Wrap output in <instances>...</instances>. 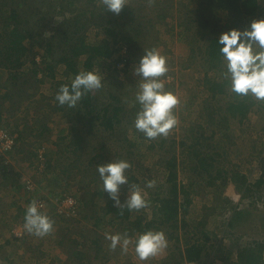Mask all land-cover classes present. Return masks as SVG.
<instances>
[{
    "label": "rangeland",
    "instance_id": "obj_1",
    "mask_svg": "<svg viewBox=\"0 0 264 264\" xmlns=\"http://www.w3.org/2000/svg\"><path fill=\"white\" fill-rule=\"evenodd\" d=\"M202 1L125 0L124 5L130 6V9L138 10L137 21L127 22L124 29L128 32L134 31V29L139 30L138 37L136 36L133 40L139 50L130 49L133 43L128 45L121 39L126 36L127 32L121 30L120 36L116 39L117 45L114 46L118 51L107 60L99 56L93 61L94 66L90 72H95L101 77L102 87L92 91L95 98L92 105L99 108L109 104L125 107L130 110L129 113L133 116L140 110L139 107L135 111L132 109L141 82L140 77L134 72L140 58L147 49L152 47L167 58L168 72L159 79L165 82L166 91L173 92L179 98V104L173 110L178 118V124L167 136L148 139L145 136L139 138L137 133H131L135 128L136 116L134 119H125L122 126L118 127L125 128L127 131L122 132L128 136L125 150H122V147L120 148L116 144L117 142H114L115 140L109 142L106 140L108 150L101 152L100 147L104 144L101 143V140L107 134L104 133V130L100 131L96 125L91 129L87 127L86 122L81 121V118L79 120L75 116L67 117L64 116L66 112H57L53 109L57 108V104L50 97L54 96L57 91L56 84L59 82L71 84L77 74L67 75V69L62 64L56 67L53 73L55 78H52L47 70V64L43 61V55L47 62L51 60L46 56L47 47L42 48L37 42L27 38L24 45L29 51L26 56H21L19 59L24 65L17 70L16 75L20 80L31 81L37 70V79L41 80V83L28 92L32 98L23 101L20 106L5 104L4 107H8L12 112L4 108V123L2 125L12 133L14 128L19 125L18 132H22L23 142L27 145L23 154L29 155V157L15 158L1 152L0 157L9 159V172L13 176L18 175L21 184L25 182V179H33L42 195L51 199L48 201L51 208L46 210L50 220L53 219L52 214H54L53 208L56 201L66 195H72L77 199L79 215L78 218L71 220L57 217L53 224V230L43 237L29 233L23 228L21 230L24 236L18 240L14 238L13 230L18 224L24 225L22 221H25V216L18 217L15 209L20 205L27 208L30 204L25 203L23 195L19 194L14 199L12 196L1 194L0 264H171L168 259L171 254L177 257L176 264L188 263V260V262L184 260L187 259L186 248L195 244L202 246V242L207 239L202 235V227L199 225L204 220L207 226L203 230L208 234L207 246L204 250V254L206 253L207 256L201 254L200 259L194 264H240L239 251L264 243V199L259 200L245 195L244 190L238 192L237 188L230 184L225 186V180L220 178L214 181L216 183L214 186H209L207 181L210 176L207 174L201 177L202 175L198 174L199 169L193 170L197 165L194 151H197L196 154L200 153L198 158L202 157V152L213 155L216 152H225V155L215 158L214 168L211 169L212 177H217V170H223L221 175L229 172V176L233 171L238 170L239 174L246 176L247 183H252V185L261 177L264 179V113L257 105H254L251 106L247 120L243 123H240L236 118L233 119L232 115L225 110L228 106L227 102H230L227 94H218L213 97L206 85V78L219 83L224 78L218 72L208 70V65L204 64L203 59L207 39L219 37L221 33L230 29L243 30L252 20L264 19V13L260 14V11H257L254 16L243 15L245 17L243 19V16L236 17L237 14L229 9L220 11L216 4L207 3L204 12L210 18V24L208 28H203L198 23ZM100 3L99 6H102L103 1ZM261 4L264 7V3ZM57 9L53 14H50V18L46 17L41 22L38 31L43 44L49 42L51 46H54V53H56L54 57L58 56L57 54L61 53V50L66 49L60 42L61 33L59 34L58 28H61V22L75 18L82 11V4L74 1L71 6L64 4ZM4 11H6V15L9 14V10L4 9ZM3 18L0 19V35L4 32L5 19ZM32 21L36 22L37 18L34 17ZM139 23H141V27H138ZM109 28L110 26L107 24L88 27L85 32L87 43L95 45L102 43L106 39ZM211 31L212 33H209ZM132 35L134 36L133 33ZM202 35H204L203 39ZM114 41L112 38L111 46ZM136 46L134 45V47ZM119 55L129 59V67L127 72L116 76V73H112L114 68L124 67V63L115 64ZM87 57L88 55H82L77 60L79 73L86 70L84 63ZM108 66H111L112 70H109ZM8 73V70L0 69V88L2 84L4 85ZM18 80L19 85L21 81ZM228 92H232L230 87ZM40 95L50 99L45 101ZM112 96L117 97L121 102L116 104ZM255 100L257 101L256 98ZM212 109L219 111L215 116V124H211L208 116ZM224 118H228V121L224 122ZM222 121L226 123L225 127L222 126ZM46 122L51 131L41 134V125ZM76 128L77 132L83 135V150L79 153L81 159L76 164L78 168L64 173L66 162L73 163L76 157L70 152L63 153L61 144L69 143L70 136ZM202 131L207 140L203 141L200 138ZM18 132L16 134L14 132V134L19 137ZM213 132L216 135L212 139ZM40 135L43 136L40 137ZM195 137L199 138L198 143ZM19 141L17 148L21 143ZM161 142H164L163 147L160 146ZM183 142H185L184 146H182ZM129 144L133 146L127 147ZM41 151H43V156H40ZM31 152H36L37 155L32 158ZM98 154L104 155L105 159L99 161L96 158L93 164L89 165L92 157ZM172 156H176L178 162V185L180 188L185 186L191 191L192 204L189 205L186 212L183 210L180 212L177 229H171L168 233L162 228L168 241V247L147 261L137 259L133 244H130L127 250L119 245L112 249L111 241L105 238L106 234H120L122 237L129 238H135L138 234L133 233L129 224L120 226L118 221H113L114 216L104 215L103 198L99 197V193L103 190V182L97 172V166L118 160H125L128 163L138 162L134 166L130 164L132 167L125 173L127 178L135 175L136 179L143 181L141 183L155 181V184L151 188H148L147 184H142L139 187L146 193L145 199L148 203L145 208L132 210L133 219L136 221L138 218H146V221H150L154 218L156 203L153 201L154 195L151 194L154 193L157 196L168 190L169 184H166L163 163L171 159ZM30 164L32 166L29 167ZM48 166L50 167L48 168ZM3 174L4 172L0 171V182L3 180ZM44 179L46 180L44 181ZM194 182L197 184L191 186ZM51 183H56L59 187L55 188ZM164 185L166 189H164ZM125 187L131 189V186L124 185ZM260 189L264 191V183ZM127 195L124 196L122 205ZM225 198L231 200L232 209L226 206ZM6 203L15 205L11 209H6ZM95 207L98 208L97 213L93 211ZM225 207L228 210L223 213ZM210 209L215 210L214 215L212 210L209 211ZM93 215L101 219L97 225L95 218H92ZM15 219L17 222H13ZM231 222L234 229L230 226ZM155 226L157 225L151 227V231H157ZM170 235H174L173 238H170ZM63 237L66 238L63 239ZM238 238H242L239 243L236 241ZM61 239L64 242L60 243ZM97 239L99 247L102 246L98 254V247H94L92 243ZM91 248L92 250H90ZM84 255L86 256L81 260ZM262 258L264 261V249Z\"/></svg>",
    "mask_w": 264,
    "mask_h": 264
},
{
    "label": "trees",
    "instance_id": "obj_2",
    "mask_svg": "<svg viewBox=\"0 0 264 264\" xmlns=\"http://www.w3.org/2000/svg\"><path fill=\"white\" fill-rule=\"evenodd\" d=\"M74 1L79 2L82 4V11L73 19H69L72 21H63L61 22V28H58L59 34L61 33L60 42L63 43V45L66 47V49L61 50V53L57 54L58 56L54 55L56 53L54 50V46L48 42L43 44V40L38 32L41 26V22L45 20L46 17L50 18V14H53L54 11H57L59 7L64 6V4H69L71 6ZM103 0H0V19H5L4 23V32L0 35V69L8 70V76L7 79L4 82V85H1L0 88V127H4L2 123H4V107L5 104H13V105H19L23 101H27L32 98L30 94L28 93L31 89L37 87L39 83H41L39 79H37L38 71H35L33 79L26 80L21 79L16 75L20 68L24 65L19 61L21 59V56H26L29 49L24 45V42L29 37L34 42H37L38 45L42 48L47 47V57H50L51 60L48 62L46 61V58L43 55V61L47 64V70L50 72L49 75H51L52 78H55L53 73L55 72V69L58 65H65L67 69V75L69 74H79L78 70V59L82 55H88L87 60L84 63V68L86 69V72H90V70L93 68V61L95 59H98L99 56L104 59H108L112 57V55L118 51V49H115L114 46L117 45V38L120 36L121 30L126 32L127 30L124 29V26H126V23H132L134 21H137V9H130V6L124 5V8L122 9L121 13L119 15L111 13L108 11L106 5L103 3L102 6H99ZM207 3L216 4L218 6V9L220 11H224L226 9H229L230 11H233L234 14H237L238 16H254L257 14V11H260V14L264 13V7L261 3H264V0H203L200 3V7H202V10H200V15L198 18V23L203 28H208L210 24V18L208 15L205 14V9ZM84 4V7H83ZM3 9V10H2ZM9 10V14L6 15V11ZM198 11V9H197ZM6 13V14H5ZM37 18L36 22H33L32 20ZM235 17V18H236ZM244 17V16H243ZM245 19V17L243 18ZM103 24H107L110 26L108 33L106 35V39L103 40L102 43L99 45L95 44H89L87 43V39L85 37V32L88 29V27L92 25L96 26H102ZM141 23L138 24V27ZM188 27V26H187ZM139 29V28H138ZM159 33V31H157ZM134 34V36L132 35ZM209 33H212L209 32ZM139 34V30L126 32V36L121 39H123L128 45L133 43L134 38ZM138 37V36H137ZM204 35H202L203 39ZM114 39L111 46V39ZM219 37H212L210 39H207V47L204 51V64L208 65V70H213L218 72L222 75L224 78L221 83L219 82H213L206 78V85L209 88V91H211L212 96L216 97L218 94H227L230 102H227L228 106L225 110H227L228 113L232 115V118H236L239 120L240 123H243L245 120H247V115L250 111L251 106L257 105L260 110L264 113V100L256 101L254 96L251 94L242 96L238 95L234 92L229 93L228 89L230 87V80L225 77L224 73L226 72V68L222 59V56L220 54V45L217 43ZM2 44V45H1ZM132 48L130 49H138L139 47L136 46V43L132 44ZM134 45L136 47H134ZM69 47V49H68ZM156 48L152 47L147 50H153ZM139 50V49H138ZM146 50V51H147ZM16 57V58H15ZM15 59V60H14ZM129 59L124 58L122 55H119L117 59L115 60V64H121L124 63V67L115 69L112 73H116V76L122 75L125 72H127V68L129 67L128 64ZM35 63V61H33ZM109 70L111 69V66H108ZM118 71V72H117ZM121 77V76H120ZM119 78V77H118ZM19 79V80H18ZM18 81H21V84L18 85ZM14 82V83H13ZM9 84V85H8ZM63 85H70L67 83H57L56 84V93L54 96L50 97L56 101L57 108H53L55 111L60 112H66L64 116L67 117H76L81 118L82 122L87 123V127L94 128L95 125L101 130H104V133L106 134V137L101 140V143H104L100 150L101 152L107 151L108 147L106 146V140L117 142L116 144L121 148L122 150H125V144L128 143V136L122 134V132H127L125 128H118L122 126L123 120L127 119H134V116L137 114H134L133 116L131 113H129V109H126L125 107L121 106H115L113 104L105 105L103 107H97L95 105H92V102L94 101V97L92 95V91L87 92L81 100L77 103V105L73 108H67V105L61 106L59 105L58 101L56 100V95L59 92V89ZM104 89V88H103ZM43 100L48 101L50 98H47L43 95H40ZM112 99H115L116 104H119L121 101L117 98L112 96ZM140 108V105L135 102L132 106V109L135 111L137 108ZM67 108V109H65ZM9 110V109H8ZM221 108L219 109V111ZM219 111H216L212 109L209 111L208 116L211 120V124L215 121V116ZM9 112H12L9 110ZM103 112V113H101ZM122 115V116H121ZM90 116V118H89ZM238 116V117H237ZM224 122L228 121V118L223 119ZM80 123V122H79ZM223 123V121L221 122ZM215 124V123H214ZM226 123H223L222 126H226ZM41 134L49 133L51 131V128L48 126L47 122L43 123L42 125ZM18 126L14 128V131L12 134H15L18 132ZM203 129V128H202ZM137 133L138 137L142 136L144 138L145 135L141 134L142 132H139L136 128H134L131 133ZM19 133V139L21 141L20 145L11 153H7L11 156H14L15 158L22 157V159L29 157V155H24L25 147L27 146L26 143H24V138L22 135V132ZM200 138L204 141L207 140V138L204 137V132L200 133ZM216 135L215 132L212 133V139ZM43 135H40V137ZM121 136L119 139L118 137ZM71 140L67 145L61 144L63 147V153H71L74 157H76L75 161L73 163L66 162V165L64 167V173L65 172H71L74 169L78 168L76 165L79 163L81 156L80 152L83 150V135L77 132V128L73 130L72 135L70 136ZM227 137V135H226ZM17 139V141H19ZM23 139V140H22ZM195 140L199 141L198 137H195ZM19 141V142H20ZM23 142V143H22ZM164 142H161L160 146L163 147ZM185 142L182 143V146H184ZM92 146V145H91ZM132 147V144H129L127 147ZM94 149H96L93 146ZM214 148V147H213ZM99 150V149H97ZM99 150V151H100ZM197 159V165L193 168V170L198 171V174L202 175L201 177H204L205 175H209V181H207V184L209 186H214L217 179H223L225 180L224 185L230 184L234 188H237L238 192L241 190H244V194L248 196H252L255 198H258L259 200L264 199L263 190L261 191V186L264 183V179L261 177L256 183L252 185V183H247L246 176L239 174L238 170L233 171L231 173L232 175L229 176V172L224 173L221 175L223 170H217V177H212L211 169L213 167V163L215 162V158L217 156H223L225 155V152L219 153L216 152L213 154L202 152V157L197 153V151H194ZM36 152H31L30 156L34 158L36 156ZM70 158V157H69ZM69 158H66L67 160H70ZM98 158L100 160H104V155H95L92 157V159L89 161V165L93 164V161ZM9 159L7 157H0V171L3 174V180L0 182V195L5 194L8 195L13 193L14 195H23L25 198V203L31 204L34 200H45L47 203V206L43 209H39L41 213H45V215H48L49 213L46 212V210H50L51 206L48 205V201H51L50 198H48L46 195H42V193L37 189L38 186L34 182L35 186L30 187L27 182H24L23 184L20 183V180H18L19 176L9 172ZM132 166L138 164V162H130ZM32 166L31 164L29 167ZM131 166V167H132ZM178 162L176 160V156H172L171 159H168L163 163V167L165 169V176H166V184H169L168 190H164L166 192L159 193V195H155L152 193L151 195H154L155 199L153 200L155 203V210H154V218L150 221H146L145 219H136L134 221L133 219V213L132 210L129 211L126 206L117 207L115 205V202L110 198L109 194L104 192L99 193V197L103 198V210L104 215L114 216L112 219L113 221H118L121 225L129 224L130 227L133 229V233L136 234H142L147 231H151V227L153 225H157L156 230L162 231V228L166 230L168 233L171 231V229H177L178 223H179V214L183 210V212H186L189 208V205L192 204V201L190 200V194L191 191L187 189L185 186H182L181 188L178 185V172L177 167ZM50 166H48L49 168ZM143 171V170H142ZM145 171V169H144ZM198 177V178H201ZM46 179H44L45 181ZM96 181V180H95ZM143 181H140L139 179H136L135 175H131L128 178V183L125 184L127 186H137L140 187L142 184L147 183H141ZM230 182V183H227ZM54 184V187H59L56 183ZM197 183L194 182L191 186H195ZM242 188V189H240ZM37 189V190H36ZM163 190V188H161ZM164 189H166V186L164 185ZM36 190V191H35ZM130 189L124 188V185L121 186L120 190V202H123L124 196L128 194ZM125 194V195H124ZM162 194V195H161ZM243 194V196H244ZM124 195V196H123ZM165 195V196H163ZM2 196V195H1ZM95 196V195H94ZM163 196V197H162ZM2 198L0 197V200ZM20 200V199H19ZM225 203H227V207L229 209H232L233 206H231V200L228 198L224 199ZM13 205H15L13 203ZM9 203H6V209H11L13 206ZM50 206V207H48ZM0 207H2L0 205ZM223 208V213L228 210V208ZM26 209L23 208V206H18L15 210L18 213V217L20 215L25 216ZM208 210V209H207ZM212 210V214H215V210ZM95 213L98 212V208H94L93 210ZM53 219L51 221L53 224L56 222V218L59 216L56 214L54 208H53ZM47 213V214H46ZM87 218V217H85ZM92 218H95V224L97 225L100 222V217L97 218V216L93 215ZM205 221V220H204ZM202 221L199 223L202 227V235L206 237L207 239L202 242V246L198 245H192L186 248L185 254L186 258L185 261H189L190 263H195L197 260L200 259L201 254H204V250L207 246V240H208V234L204 233L206 229V221ZM13 222H17L16 219ZM22 223H25V221H22ZM19 225V224H18ZM16 225V226H18ZM231 228L234 229V225L231 222ZM163 230V231H164ZM132 233V234H133ZM173 234V233H172ZM174 235H170V238H173ZM66 237H63L65 239ZM17 239V238H15ZM177 239V238H176ZM242 239V238H240ZM240 239L238 238L236 241L239 243ZM20 240V239H18ZM62 241V239L59 241ZM94 247H98L97 254L100 253L101 247H99V241L98 239L95 241H92ZM78 245H81L80 243H77ZM206 244V245H205ZM205 245V246H204ZM221 245V242L219 243V246ZM216 246V245H215ZM257 246V247H256ZM256 246L250 247L248 249L239 251V260L241 261L240 264H263V258H262V251L264 249V243L257 244ZM237 247V245H236ZM89 248V246H88ZM92 250V248L90 249ZM179 251V255L181 256V252ZM82 255V253H80ZM205 256L206 253L204 254ZM84 255L81 260L85 257ZM89 256V255H88ZM99 257V256H97ZM170 260L171 264H176L177 257L174 254H171L168 258ZM23 261V258L21 259ZM187 261V262H188ZM184 262V261H183ZM182 263V262H181ZM184 264V263H182ZM238 264V263H237Z\"/></svg>",
    "mask_w": 264,
    "mask_h": 264
},
{
    "label": "clouds",
    "instance_id": "obj_3",
    "mask_svg": "<svg viewBox=\"0 0 264 264\" xmlns=\"http://www.w3.org/2000/svg\"><path fill=\"white\" fill-rule=\"evenodd\" d=\"M103 3L109 12L119 15L125 0H103ZM217 43L221 46L220 54L226 68L224 75L230 80L231 91L242 96L251 94L257 100H264V19L252 20L243 30L230 29L221 33ZM134 72L141 79L136 93L140 110L134 122L135 128L148 139L167 136L178 124L173 110L179 104L178 96L166 91L165 82L159 79L168 72L167 58L158 50H147ZM101 87L102 81L98 74L82 71L72 79L70 85L61 86L56 100L61 106L73 108L87 92ZM130 167L127 161L118 160L98 165L97 172L103 182L104 192L109 194L117 207L126 206L129 211L140 210L148 202L146 193L137 186L131 187L123 205L120 202V189L128 183L125 173ZM154 184L155 181H149L147 187L151 188ZM24 220V229L36 236L43 237L53 230V222L39 211L35 201L27 207ZM105 238L111 241L112 249L119 245L127 250L133 244L139 261H147L168 247L162 231H147L135 238L106 234Z\"/></svg>",
    "mask_w": 264,
    "mask_h": 264
},
{
    "label": "built area",
    "instance_id": "obj_4",
    "mask_svg": "<svg viewBox=\"0 0 264 264\" xmlns=\"http://www.w3.org/2000/svg\"><path fill=\"white\" fill-rule=\"evenodd\" d=\"M18 136L12 134L7 129L0 127V152L2 154H7L13 152L17 145H18ZM41 151L40 156H43ZM42 158V157H40ZM30 187L35 186L34 181L29 179L27 182ZM38 209H43L47 206L45 200H38L36 201ZM77 199L72 195H66L65 197L59 198L54 206L55 212L59 217L66 218V219H75L78 218L79 215V207H78ZM24 228L23 224H19L13 230L14 238L21 239L24 236V233L21 229ZM184 264H193V263H184Z\"/></svg>",
    "mask_w": 264,
    "mask_h": 264
},
{
    "label": "crops",
    "instance_id": "obj_5",
    "mask_svg": "<svg viewBox=\"0 0 264 264\" xmlns=\"http://www.w3.org/2000/svg\"><path fill=\"white\" fill-rule=\"evenodd\" d=\"M26 180V179H25ZM9 196H12V197H14V199L16 198V197H18V195H14L13 193L11 194H9Z\"/></svg>",
    "mask_w": 264,
    "mask_h": 264
}]
</instances>
